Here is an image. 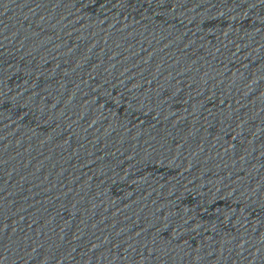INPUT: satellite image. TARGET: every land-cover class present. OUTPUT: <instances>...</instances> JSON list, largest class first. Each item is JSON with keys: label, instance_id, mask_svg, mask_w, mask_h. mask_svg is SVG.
Masks as SVG:
<instances>
[{"label": "water", "instance_id": "water-1", "mask_svg": "<svg viewBox=\"0 0 264 264\" xmlns=\"http://www.w3.org/2000/svg\"><path fill=\"white\" fill-rule=\"evenodd\" d=\"M0 264H264V0H0Z\"/></svg>", "mask_w": 264, "mask_h": 264}]
</instances>
